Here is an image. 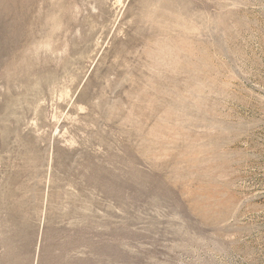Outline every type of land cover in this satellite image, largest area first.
<instances>
[{
  "label": "rangeland",
  "instance_id": "rangeland-1",
  "mask_svg": "<svg viewBox=\"0 0 264 264\" xmlns=\"http://www.w3.org/2000/svg\"><path fill=\"white\" fill-rule=\"evenodd\" d=\"M0 264H264V0H0Z\"/></svg>",
  "mask_w": 264,
  "mask_h": 264
}]
</instances>
